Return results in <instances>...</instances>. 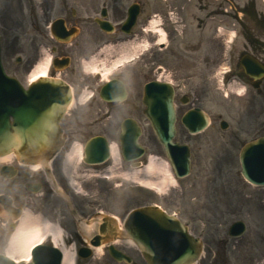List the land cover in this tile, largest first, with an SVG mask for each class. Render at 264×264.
Instances as JSON below:
<instances>
[{"label": "rangeland", "instance_id": "obj_1", "mask_svg": "<svg viewBox=\"0 0 264 264\" xmlns=\"http://www.w3.org/2000/svg\"><path fill=\"white\" fill-rule=\"evenodd\" d=\"M97 1L98 13H93L92 16H97L100 13L104 0ZM132 1L124 0L126 6ZM32 2L36 3V11L32 9ZM43 2L44 0H1L0 21L2 17L7 27V36L4 37L3 46L6 40L7 49L13 50L14 46L8 41L10 39V41L14 40V44L17 46L24 45L26 49L27 43L32 41L34 52L39 49L44 61L49 58L52 53L46 43L47 38H49L45 34L46 24L61 13L58 12V6L49 11L42 10ZM146 2L148 5H146V10L141 17L146 18L150 12H152L150 18L156 17L158 19L162 16L163 26L169 32L171 44L169 48L172 51L163 50L161 58L158 59L161 51L157 49L159 45L153 41L159 38L146 35L142 42L148 50L145 49L144 54L137 58L138 62H145L148 66L155 63L163 64L164 67L166 65L168 69L162 73V78L173 79L176 84L179 83V92H187L191 102H195L205 109L213 120L212 125L199 134L189 133L181 121L178 122L176 139L189 143L193 158L198 159L193 171L189 176L177 179L176 184L169 185L164 191H157L126 177L124 173L132 170L130 164L123 157L118 164L114 163L113 159L103 164L81 162L79 152L76 151L75 154L74 148L80 144H85L86 140L77 133L75 126L69 131L65 127L70 138L64 142L61 152L51 165L67 171L69 176L67 180L70 184L68 193L74 201L97 202L99 210L111 208L114 213H124V215L135 207L158 203L169 211L180 215L182 220L189 224L191 232L202 237L204 251L202 257L195 264H264V185L251 184L241 175L238 154L240 142L235 136L238 124L237 121L233 120L231 114L237 110V107L231 103L232 106H227L224 110L221 104L222 92L218 83L220 77L218 66L226 63V60L225 57L222 60L218 58L219 53L214 47L217 42H213L214 39H219V35L214 36L220 34L218 29L234 26V19L232 14L230 15L232 10L239 9L240 6H245L248 3L250 6L254 5V7L264 10L262 3L264 1L174 0L173 7L176 2L184 3L185 7L182 11L177 9L179 3L174 7L175 11H168V8L165 7L168 1H164L165 4L162 6L163 12L161 13L154 11V0H146ZM6 9L8 12L5 11ZM156 13L160 14L154 16ZM83 16L87 15L83 14ZM174 22L182 26H178L176 29ZM183 27L187 32L185 36L180 33ZM146 41H149L150 44ZM242 43L243 37H237L233 45L236 47ZM50 47L52 46L50 45ZM72 47L83 49V51L89 49L84 45L83 48ZM93 49L94 52L97 47ZM9 54L11 57L9 62L14 63V65H9L7 61L5 64L8 71L14 73L16 71V56L23 55L25 59V54L22 50ZM81 57L80 64L86 56L82 55ZM77 65L78 61H74L70 69L76 68ZM145 68L147 67L145 66ZM120 71L122 72L120 73ZM135 71L132 66L125 65L111 74L107 73L106 77L111 78L116 74L124 75L127 80H130L133 89L137 82L143 80L141 73H135ZM99 72L101 73H90L82 70L81 79L86 76V78L89 77L88 80H91L96 77L95 74H98V81L102 83L106 77L102 70ZM132 75H136L133 82L131 81ZM152 77L155 75L148 71L147 79H152ZM234 79L238 80L237 78ZM234 87L236 88V84ZM86 88L85 85L83 89L79 90V93L77 92V101L75 102L79 109L87 107V105H79L78 102L79 94H82L83 97L89 94L90 90ZM136 88L134 87V90ZM235 95V91L230 90V95L227 96L226 100L230 98L236 100L237 95ZM92 101L93 99L89 103ZM137 104L139 108L143 109L141 101L138 100ZM124 111H129L130 114H138V110H133L132 107L124 108ZM85 112L89 114L90 110ZM219 114L232 122L233 126L229 128L228 132L221 130ZM69 116L65 117L64 125H66L65 122ZM142 120L145 123L141 141L147 147V153L142 157L143 164H148L151 155L159 157L160 160L168 161L150 123L145 117H142ZM94 132L97 130L94 131L93 128V132L90 134L93 135ZM248 138L249 136H247ZM111 140L118 142L117 136H113ZM74 142H78V145ZM72 152H74L73 161L67 164V155ZM200 157L205 161V166H199ZM58 201L63 202L61 198H58ZM237 220H244L247 223V231L241 237H232L228 230L231 224ZM0 241H2L0 251L3 252L10 247L6 241Z\"/></svg>", "mask_w": 264, "mask_h": 264}, {"label": "flooded vegetation", "instance_id": "obj_2", "mask_svg": "<svg viewBox=\"0 0 264 264\" xmlns=\"http://www.w3.org/2000/svg\"><path fill=\"white\" fill-rule=\"evenodd\" d=\"M135 1L143 7V2H141V0ZM156 3L158 4L159 2L156 0ZM124 5V0L103 1V7H106L108 12L107 18L113 22L114 26V31L107 33L93 22L96 18L93 17L92 14L98 12V1L96 2V0H44L43 2L42 9L44 11H49L58 6V12L61 13L60 17L65 20L68 29L73 27L78 28L76 37L69 42H60L56 40L51 34L50 29L45 28L47 32H45V34L49 37L46 43L49 47L50 45L52 46L50 50L56 57L69 56L71 63L72 61H78L76 68H65L60 71L53 68L50 71V75H59L65 79L72 85L74 95L75 92L78 94L79 90L83 89L85 85L88 89L91 88L93 90V101L82 109H79L76 105L75 108H72L68 113V115H73V117H68L65 122L66 125H64V121L62 122L64 127H67L68 131L75 126L77 128V133L83 138L90 136V133L93 132V128L94 131L97 130L96 133L94 132L95 134L101 133L107 137H113L115 136V132H117L118 137L120 124L127 113L124 111V108L132 107L134 110H140L137 101L141 96V82L136 83L134 87L137 88L135 90L133 87L132 91L134 92L131 90L128 91L126 100L121 102H106L99 95L97 78L88 80L89 77L86 78V76H84L83 79H81V72L84 67H82L83 63L80 64L79 61L82 59V55L86 56V59L90 61L95 52H93V48L95 47L98 49L102 46H111L117 49L125 43L135 42L137 38L142 39L143 33L140 34V28H146L144 25L147 24L148 18H138L131 33L127 34L122 29V24L126 18ZM33 10L35 11V6H33ZM69 10H71V13H69ZM5 11L8 12V9ZM240 13L243 15L251 14V17H254L258 32L255 31L251 23H239L236 36L241 34L244 37V42L239 46L240 48H237L234 52H230L228 60L230 63H235L243 57H252L264 67V12H251L243 8ZM83 14L87 16H83ZM238 20H243V17H238ZM5 25L6 22H4L1 17L0 36L2 43V58L4 61H7L9 65H14V63L9 62V58H11L9 53L18 52L19 50L23 51L25 59L23 55L20 56V58L16 56V71L14 73H9L15 75L22 85L27 87L26 82L28 75L34 69L36 63L41 59L40 50L37 49L34 52L32 41L27 43V48L25 49L24 45L17 46L14 44V40L10 41V39H8V41L11 42L14 49H7L6 40L3 46L4 37L7 36V27ZM174 26L178 29L180 24H174ZM180 33L185 35L184 29L180 30ZM83 45L89 47V49L83 51V49L72 47L78 46L83 48ZM18 48L20 49L18 50ZM159 50L161 53L158 59L161 58L163 50L167 52L172 51L169 48V42L159 46ZM217 50L219 53L218 58L221 60L224 58L223 40L219 41ZM119 54H121L119 51L111 53L112 57L115 59L119 57ZM57 64L61 65V62L58 61ZM133 67V69L136 70L135 73L144 75L146 72L145 67L139 66L138 68V66L135 65ZM162 68L163 70H161ZM167 69L166 65L165 67L161 65L150 67V71H154L155 74L159 73L160 77H162V73ZM236 72L242 73L248 85L254 82L252 77L246 74L241 61L238 63ZM160 77L159 79H161ZM135 79L136 75H132L131 81L133 82ZM261 86L262 87L258 89L250 85L246 87L244 94L236 101L237 110L231 113L233 120L237 121L238 124L235 136L238 140H241L240 143L245 141V139H243L244 136L249 135L250 140L264 131V118L261 119V122L259 121L260 113L258 107L259 98L262 97L264 100V74L262 76ZM222 103L224 107L227 108L226 101L222 100ZM87 110H90L89 114L85 112ZM180 110L183 111L184 107H180ZM68 120L69 123H67ZM67 137L69 138V136ZM197 160L198 159H193V166L196 165ZM200 163L205 164V161L200 160ZM2 165L3 164L0 163V166ZM9 165H11V167L5 171L0 167V202L9 203V208L0 204V240H4L9 244L11 234L18 227L21 218L29 212L32 221L42 220L52 225H59L62 227L64 234L62 239L58 241V244L52 236L48 237L44 242L45 248H47L46 250L50 253L51 257L56 256L51 248L52 246L61 251V264H63L65 251L67 250L72 253L75 252L72 264H150L137 244L127 237L120 235L118 229L123 228L125 219L124 213H116L115 216L117 221L115 223L113 221L111 223H97L92 230L87 231V225L82 223L75 216V213L79 214L81 218L89 219L95 214H109L114 210L111 208L99 210V204L97 202L75 201L73 202V206H71L68 201H65L66 198L65 200L63 199L64 197L62 198L63 202L57 200L56 196L60 194L56 193L51 186L49 175L51 174L64 189H69L67 183L68 176L61 168H52V172L50 173L46 168H34L27 164L24 165L16 159ZM3 211L5 212L4 214L2 213ZM0 243H2V241H0Z\"/></svg>", "mask_w": 264, "mask_h": 264}, {"label": "water", "instance_id": "obj_3", "mask_svg": "<svg viewBox=\"0 0 264 264\" xmlns=\"http://www.w3.org/2000/svg\"><path fill=\"white\" fill-rule=\"evenodd\" d=\"M253 66L256 67L255 64ZM117 92L126 93L124 84L117 79L102 88L104 98L109 99ZM19 93L16 81L4 75L0 61V151L6 153L13 150L23 160L46 162L62 144L60 120L71 98L70 87L60 79H48L32 86L29 95L24 96L27 102L16 101ZM144 103L147 106L146 115L164 144L177 175L188 174L191 168L189 149L173 141L176 134L173 88L157 81L146 84ZM11 114H15L16 118L13 125L8 123ZM208 121V115L200 108L192 109L183 117L184 124L191 132L203 130ZM139 135L140 128L135 121L127 119L121 134L122 152L126 160H134L142 155L144 150L138 142ZM108 156V142L104 137L96 136L87 142V162H103ZM241 160L246 178L264 184V137L244 147ZM129 224L135 225V229L143 235L145 241L131 234L151 262L155 257L160 264H190L200 255V239L190 235L184 224L164 214L158 207L146 206L133 210L126 227ZM244 231L243 221L235 222L230 228L231 235L238 236ZM42 258L39 264L46 263L44 255ZM0 264L15 263L0 255Z\"/></svg>", "mask_w": 264, "mask_h": 264}, {"label": "bare ground", "instance_id": "obj_4", "mask_svg": "<svg viewBox=\"0 0 264 264\" xmlns=\"http://www.w3.org/2000/svg\"><path fill=\"white\" fill-rule=\"evenodd\" d=\"M161 40H165V37L160 38L159 41ZM121 47L122 48L120 51L122 52L127 51L129 48L130 51L132 50L133 52L127 55L126 53L123 52L125 55L108 64L106 60L100 59L99 55L104 54L106 56H109L112 52L115 51V49L104 48L100 50L99 54L96 57L97 59L95 58L94 60V63L92 65H88L89 71L98 72L102 70L103 74L106 77L107 73L111 74L119 66H122L131 58L136 57L137 53H139L144 48H146V46L144 45H137L133 47L129 43H125ZM50 63H51L50 59L49 60L47 59L46 62L43 60L39 61L30 76V80L33 81L36 80L37 78L46 76ZM97 63H99V65ZM105 80H108V78L106 77ZM88 100H89L88 97L83 99L84 102ZM76 151L79 152V156L82 155L83 157L82 145H78L77 147H75L74 148L75 154ZM110 151L114 163L116 164L120 163L121 154H120L119 146L115 143L114 144L112 143L110 147ZM74 152L69 153L67 155L66 158L67 164L72 163L74 158ZM12 158L13 157L10 154L0 155V161L3 162L12 161L13 160ZM33 167H39V166L33 165ZM124 175L128 178H132L135 181H138L140 184L144 186L154 188L157 191H164L169 185L176 184V178L172 173L170 164L165 160H160L159 157H156L154 155H151L147 165L143 166L140 169H136L133 172H125ZM48 231L52 232V234L55 237L56 243H58L57 240L61 236V228L59 226H54L49 222L44 223V221L42 220L32 221L31 215L29 214V212H27L23 216L18 229L12 235L11 244L7 252L14 258L25 257L29 259L31 257L32 247L38 242H40L46 236ZM74 256H75V252L73 253L70 251L66 252L63 264H72L74 261Z\"/></svg>", "mask_w": 264, "mask_h": 264}]
</instances>
